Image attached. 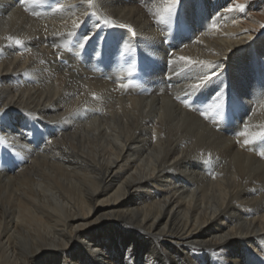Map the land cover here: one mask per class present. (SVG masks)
Listing matches in <instances>:
<instances>
[{"label": "bare ground", "instance_id": "obj_1", "mask_svg": "<svg viewBox=\"0 0 264 264\" xmlns=\"http://www.w3.org/2000/svg\"><path fill=\"white\" fill-rule=\"evenodd\" d=\"M0 264H264V0H0Z\"/></svg>", "mask_w": 264, "mask_h": 264}, {"label": "rangeland", "instance_id": "obj_2", "mask_svg": "<svg viewBox=\"0 0 264 264\" xmlns=\"http://www.w3.org/2000/svg\"><path fill=\"white\" fill-rule=\"evenodd\" d=\"M89 47H90V46H89ZM95 49L98 50V48H95ZM93 52L95 53V50H93ZM72 54H73V52L70 53V55H72ZM73 56H74V55H73ZM68 57H69V58H68ZM74 57H76V56H74ZM67 58L70 59V60H73V61H74V58H70V56H67ZM96 58H97L96 60L98 61V60H100L101 58H103V55L100 54V55L97 56ZM75 59H76V58H75ZM88 59H90V57H89ZM90 60H92V58H91ZM96 60H94V61H96ZM73 61H72V62H73ZM73 63L76 64V63H78V62L75 63V61H74Z\"/></svg>", "mask_w": 264, "mask_h": 264}]
</instances>
